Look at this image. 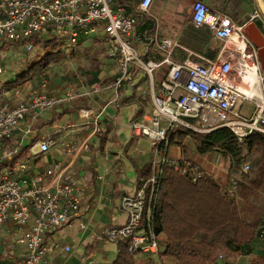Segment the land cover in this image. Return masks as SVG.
<instances>
[{"label": "built area", "instance_id": "1", "mask_svg": "<svg viewBox=\"0 0 264 264\" xmlns=\"http://www.w3.org/2000/svg\"><path fill=\"white\" fill-rule=\"evenodd\" d=\"M153 1L140 0L139 12L147 13ZM258 16L255 11L253 17ZM190 19L195 27L206 26L222 43L215 60L177 64L171 54L178 45L170 39L157 42L163 53L160 61L145 60L131 40L136 16L126 13L115 0H0V53L13 44L29 51V39L36 35L55 37L66 48L81 38L99 36L107 56L118 64V76L108 83L70 84L61 92H51L41 77L37 86L30 79L0 88V228L12 227L17 244L24 248L16 264H41L47 252L46 234L70 226L79 215L83 197L75 179L65 174L66 167L57 163L46 168L45 161L39 164L54 145L50 132L59 128L54 120L47 125L51 131L39 122L52 119L61 108L72 107L80 124L92 123L91 136H95L104 107L93 111L87 101L103 91L116 94L122 83L131 82L132 71L144 74L151 85L152 112L131 120V134L148 141L153 153L149 173L133 193L120 199L126 223L103 233L108 241H126L128 253L158 254L149 215L162 168L172 167L192 182L202 175L195 162L168 156L172 133L185 129L206 134L227 128L238 141L252 133L264 138V74L258 49L243 34L242 26L226 16L211 14L201 1L192 4ZM161 67L167 72L154 91V75ZM237 69L242 72L241 82L234 78ZM247 69H253L259 95L246 78ZM2 72L0 66V75ZM245 104L252 107L248 115L242 114ZM91 146L85 139L76 154L89 152ZM80 228L85 229L84 223ZM258 237L264 238V212ZM63 251L69 252L70 247Z\"/></svg>", "mask_w": 264, "mask_h": 264}, {"label": "crops", "instance_id": "2", "mask_svg": "<svg viewBox=\"0 0 264 264\" xmlns=\"http://www.w3.org/2000/svg\"><path fill=\"white\" fill-rule=\"evenodd\" d=\"M195 1L203 2L211 14L226 16L243 29L249 27L252 37L258 36L264 41V14L260 9L264 0H154L147 13L139 12L140 0H115V4L136 16L131 40L145 60L160 61L163 53L158 50L157 42L170 39L178 45L171 54L173 62L183 64L188 60L193 64H203V58H217L222 43L206 26H193L190 12ZM255 11L258 17H253ZM84 47L103 51L94 58L99 70L97 82L103 77L110 76L114 80L118 76L117 61L107 56L99 36L79 39L75 46L67 49L72 54L78 51L77 48ZM166 71L162 68L155 73L154 91L158 90ZM131 77V82L122 83L116 94L111 90L103 91L87 101V107L93 111L98 112L104 107L99 120V133L95 136H91L92 123L80 124L72 107L61 108L52 119L43 118L39 122V125L50 126L54 120L59 126L52 131L47 126L54 145L39 164L45 161L46 168L57 163L61 168L66 167L65 174L75 179L83 195L79 215L72 224L46 234L47 252L41 264H113L116 258V243L106 240L103 233L108 228L126 223L127 216L120 208V199L135 191L142 178L141 170L150 166L153 153L149 142L132 136L130 130L133 118L152 112L151 85L140 72L132 71ZM253 90L259 95L256 87ZM85 139L92 144L91 149L76 154V149ZM181 147L175 145L167 150L168 156H187L186 150ZM190 156L192 160L201 159L195 152ZM81 223H84L85 229L80 228ZM162 238L158 236L160 243ZM16 240L17 234L12 227L6 225L0 228V264L17 263L24 248ZM64 247H70V251H63ZM252 259L264 264V238L253 240L249 254L236 258L223 257L218 264H253Z\"/></svg>", "mask_w": 264, "mask_h": 264}, {"label": "trees", "instance_id": "3", "mask_svg": "<svg viewBox=\"0 0 264 264\" xmlns=\"http://www.w3.org/2000/svg\"><path fill=\"white\" fill-rule=\"evenodd\" d=\"M29 41L34 50L32 59L14 81L0 88L30 80L60 58L63 44L55 37L36 35ZM98 72L95 67L90 83L98 81ZM186 136L196 154L220 151L228 158L225 182L202 170L201 177L192 182L164 166L149 215L154 233L163 237L161 243L158 241L157 256L143 255L139 262L121 240L116 242L113 264H218L222 256L236 258L250 253L264 212V138L252 133L238 141L227 128L206 134L178 129L168 143L180 145ZM149 169L148 165L141 170L142 178ZM259 262L263 264L258 259L251 261Z\"/></svg>", "mask_w": 264, "mask_h": 264}, {"label": "rangeland", "instance_id": "4", "mask_svg": "<svg viewBox=\"0 0 264 264\" xmlns=\"http://www.w3.org/2000/svg\"><path fill=\"white\" fill-rule=\"evenodd\" d=\"M81 40L82 38L80 41ZM85 47H88V45H85ZM85 47L82 49L77 48L76 50L78 51L71 54L69 52L70 49L63 46L61 49V56L58 61L56 63L52 62L46 68L42 69L40 73L31 79L32 84L37 86L39 84V80L43 77L48 82L51 92H61L70 84H77L80 86L90 83L92 73L97 66V60H94V58L101 55L103 51H101V49L94 51L91 48L88 49ZM33 51V49L26 51L22 46L13 44L0 53V66L3 71L0 75L1 86L14 81L16 74L24 69L30 59H32ZM162 68L164 67H161L160 69ZM241 73L240 69H237L234 72V78L237 82H241ZM101 80L102 81L99 82L108 83L113 81L110 76L107 78L103 77ZM243 86L248 87L246 83H243ZM254 86L258 89L257 83ZM250 111H252V107L249 106V104H245L242 109V114L248 115ZM174 146L175 144L171 143L168 151H170V149ZM179 146H182L181 148L186 150L187 156L185 155L184 158L195 162L204 173L217 178L220 182H225L226 174L228 173L229 161L222 152L212 151L210 154L201 156V159L199 160H192L190 159V154L195 151L191 139L185 137ZM157 240H159L158 237ZM135 257L140 259L144 256L136 254ZM223 257L225 256H222L221 258Z\"/></svg>", "mask_w": 264, "mask_h": 264}, {"label": "water", "instance_id": "5", "mask_svg": "<svg viewBox=\"0 0 264 264\" xmlns=\"http://www.w3.org/2000/svg\"><path fill=\"white\" fill-rule=\"evenodd\" d=\"M260 9L264 14V6L260 4ZM243 34L249 39V41L258 49V56L260 59V67L264 74V41L261 39V37H252L249 32V27L243 29Z\"/></svg>", "mask_w": 264, "mask_h": 264}, {"label": "bare ground", "instance_id": "6", "mask_svg": "<svg viewBox=\"0 0 264 264\" xmlns=\"http://www.w3.org/2000/svg\"><path fill=\"white\" fill-rule=\"evenodd\" d=\"M246 78L250 81V83L255 87L254 85L256 84V78L253 72V69H247L246 71Z\"/></svg>", "mask_w": 264, "mask_h": 264}]
</instances>
